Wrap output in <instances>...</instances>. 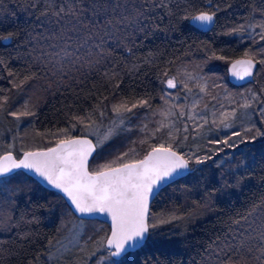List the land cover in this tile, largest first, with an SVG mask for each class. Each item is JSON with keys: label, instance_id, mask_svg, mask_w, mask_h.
Instances as JSON below:
<instances>
[{"label": "trees", "instance_id": "obj_1", "mask_svg": "<svg viewBox=\"0 0 264 264\" xmlns=\"http://www.w3.org/2000/svg\"><path fill=\"white\" fill-rule=\"evenodd\" d=\"M201 12L215 17L210 31L189 23ZM261 33L264 0H0V155L100 128L118 107L129 127L109 135L88 167L131 146L139 160L161 142H139L145 119L185 96L195 103L176 99L170 108L185 114L187 131L180 124L170 138L189 170L162 187L149 209L173 221L140 249L110 255L112 264H264ZM242 56L256 70L252 81L233 86L226 68ZM170 78L175 88H167ZM0 183V264H46L65 215L87 224L89 246L74 264L109 232L21 170Z\"/></svg>", "mask_w": 264, "mask_h": 264}, {"label": "snow or ice", "instance_id": "obj_2", "mask_svg": "<svg viewBox=\"0 0 264 264\" xmlns=\"http://www.w3.org/2000/svg\"><path fill=\"white\" fill-rule=\"evenodd\" d=\"M192 19L201 24H209L213 21V15L201 12ZM261 37L264 38V33H261ZM3 38L9 39L10 36ZM242 66L243 75L240 78L251 76L252 61H245ZM235 67L234 65V75H239L235 72ZM166 85L169 89L175 88V78L168 79ZM200 90L203 92L205 86H201ZM139 103L143 105L146 101ZM135 106L134 104L133 107ZM244 106L248 107L247 104ZM116 111L119 113L118 107ZM127 111H131V108ZM28 114L27 111L12 113L17 119ZM179 115L183 117L184 113L180 112ZM188 119L194 117L189 116ZM92 150L93 146L87 140H61L57 147L50 148L47 152L25 153V159L18 163L12 161L11 167L0 165V175H4L11 168L33 170L53 187L64 192L76 211L109 214L113 228L111 237L107 239V247L114 249L110 252L111 256L118 257L127 251L125 245L134 248L144 239L150 226L147 222L148 199L154 186L166 177H171L177 169H186L188 162L172 151L170 146L160 145L154 147L152 153L144 160L90 173L87 157ZM3 159L12 160L11 156H5ZM200 162L202 161L197 160V163ZM151 227L156 225L152 224Z\"/></svg>", "mask_w": 264, "mask_h": 264}, {"label": "rangeland", "instance_id": "obj_3", "mask_svg": "<svg viewBox=\"0 0 264 264\" xmlns=\"http://www.w3.org/2000/svg\"><path fill=\"white\" fill-rule=\"evenodd\" d=\"M176 99L186 100V102L188 103H195V101L191 102L185 96H182V99L181 96L173 98V100L168 104H165L160 111H157V113L152 115V117L145 119L142 127H140V136H142L139 141L140 143L141 141L148 140L149 138H155L158 141H161L156 144L155 147H159L160 145H164L165 147L170 146L172 150L178 152L176 147L172 146L171 144L172 141L170 135L174 136L177 134L176 130L178 131V126H180V124H182L184 129L185 127H187L188 123L186 122L187 117L185 116V114L183 117L179 115V112L182 111H179V109H177L176 104L170 108V106L177 101ZM129 122L130 120L128 119V117H125L124 113H114L109 119L103 121V125L100 128L97 126H91L80 136H87L91 138L95 144V147L97 148L107 139L109 135L116 132L118 129L128 128ZM160 133H162V135H159ZM69 137L70 135L66 133H59L54 136V141L52 143L53 145H55L57 142L65 140ZM23 145L24 148H18V150H16V153L20 152L22 154L24 152L42 150L51 147L40 146L36 148L31 143H25ZM2 149L3 148H0V153L4 151V149ZM9 150L11 152L14 151L13 149ZM135 154L136 149L134 146H131L130 148H127L124 151V154L120 155L119 157L104 163H98L93 168L88 167V170L93 173L96 171L107 170L109 167H118L123 163L134 162L137 160L135 159ZM181 154L183 155V157L185 156L184 153ZM172 221L173 216L163 218L162 216L156 217L150 214L147 219V222L150 225L149 228L151 229L149 230L151 232V234L149 232V239L156 240L157 238H159L160 236L158 232L160 233L162 231H165V228L167 227L166 225L172 223ZM152 224H155L156 227H151ZM86 225L87 224L83 220L70 217V215H65V218L62 219L58 229L60 237L55 241V243L53 244L54 248L46 257V264H70L69 260L74 258L76 255H85V250L89 246V243H83V234ZM173 230L174 229L171 227V232ZM107 234L108 232L105 236L99 237L94 240L92 244L93 246L90 248L89 254H87L89 256L84 260H81L80 262L77 261L78 263L76 264H112L113 261L111 260L110 253L107 252L106 248L104 247V242L107 238ZM87 239L89 241V237ZM71 264H74V259L71 260Z\"/></svg>", "mask_w": 264, "mask_h": 264}, {"label": "water", "instance_id": "obj_4", "mask_svg": "<svg viewBox=\"0 0 264 264\" xmlns=\"http://www.w3.org/2000/svg\"><path fill=\"white\" fill-rule=\"evenodd\" d=\"M207 13H209V12H207ZM199 14L200 13H198L196 15H199ZM209 14H212V13H209ZM189 23H190V25H192L197 30L202 31V32H207V31H210L213 28L214 23H215V17L213 15V21L211 23H209V24H201L199 21H194L192 19V17L190 18ZM248 60H251L252 63H253V67L251 68L252 75L251 76H244L243 79H241L240 76L243 75V66H242V64H243V62L248 61ZM238 62H240V63H238ZM234 65L236 66L235 67V72L239 73V75H234V69H233ZM255 70H256V63H255V61L252 58L245 57V56L236 58V59L230 61L229 64L227 65V68H226L227 80L233 86L245 85V84L249 83L250 81H252L254 73H255ZM67 139L87 140V141L91 142V144L93 146V150H92L91 154L87 157V167H88L90 159H91L92 155L94 154V152L96 150V147H95V144H94L93 140L91 138L87 137V136H73V137H70V138H67ZM67 139H65V140H67ZM58 144H59V142H57L55 145H53V146H51L49 148L42 149V150L30 151V152L31 153L47 152L50 148L57 147ZM153 148L149 149L146 152V154L141 159L136 160L134 162H138V161H141V160H144L145 158H147L149 156V154L152 153V149ZM172 151H174V150H172ZM25 153H29V152H24V153L20 154L18 157H16L12 152H5V153L0 155V165H3L5 167H11L12 161H15V162L18 163L20 160L25 159ZM176 153H177L178 156L182 157V155L180 153H178V152H176ZM5 156H11L12 160L11 161L4 160L3 158ZM188 169H189L188 167L186 169H177L172 174L171 177H166L164 180L160 181L157 186H154L153 192H152V194L149 195V199H148L147 218H148L149 209L151 207V204H152L154 198L156 197V195L160 192V189L162 187H164L165 185L169 184L170 182H172V181L184 176L188 172ZM17 170L23 171L24 173H26L27 175H29L30 177L35 179L43 187H45L47 189L54 190L55 192H57L61 197H63V199L67 203L68 207L72 211V213L74 215H76L78 218L88 219V220H98V221H101L102 223L106 224L108 226V228H109V232H108L107 238H106V240L104 242V246L106 247V249L108 251H110V252L114 251V249H108V247H107V239L111 237L112 228H113L112 218H111V216L109 214H107V213H99V212L80 213V212L76 211L75 206L71 203L70 199L67 197V195L64 192H62L60 189H57V188L53 187L50 183H48V181L44 177L39 176L33 170H30V169L11 168V170L6 172L4 175H0V178L9 176V175H11L12 173H14ZM148 232H149V229L145 233L144 239L142 241H140L137 244L136 247L132 248V247H128L127 245H125V247L127 248L126 252L121 253V255L118 256V257H113V256H111V257L114 258V259H120L121 257L126 255L127 253L134 252V251L140 249L141 247H143V245H144V243H145V241L147 239Z\"/></svg>", "mask_w": 264, "mask_h": 264}, {"label": "flooded vegetation", "instance_id": "obj_5", "mask_svg": "<svg viewBox=\"0 0 264 264\" xmlns=\"http://www.w3.org/2000/svg\"><path fill=\"white\" fill-rule=\"evenodd\" d=\"M149 215H150V210H149V214H148V217H149ZM148 219V218H147ZM149 230H150V228H149ZM150 232V231H149ZM149 232H148V236H147V239H146V241H145V243H144V245L146 244V242H147V240H148V238H149ZM143 245V246H144Z\"/></svg>", "mask_w": 264, "mask_h": 264}]
</instances>
